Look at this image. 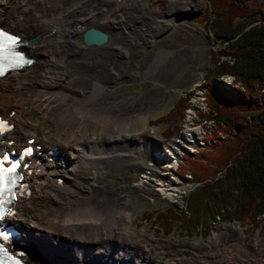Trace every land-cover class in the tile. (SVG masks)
<instances>
[{
  "label": "bare ground",
  "instance_id": "1",
  "mask_svg": "<svg viewBox=\"0 0 264 264\" xmlns=\"http://www.w3.org/2000/svg\"><path fill=\"white\" fill-rule=\"evenodd\" d=\"M8 1L0 0V21L17 32L34 36L29 37L32 41L27 44L25 49L32 61L22 70L6 73L0 78V107L6 109L12 106V109L15 110V114L12 116L15 123L13 133L16 142L14 144L18 142L25 144V140L31 136L36 137L37 143H44L51 139L58 147L59 151L57 154L62 158L64 173L67 177H71L75 168L87 164L90 165V163L95 164L97 170L101 173L108 171L111 167L120 168L123 150L115 143L120 141L121 127H116L114 137L106 138L109 145L113 147V149H109L107 146H102L105 144L103 139H101L102 143L96 144L92 139L81 138L77 132L73 133L71 128L74 126L79 128L84 125L88 116L86 114H71L69 111L76 101H86L90 107L96 105L99 108H112L121 112L123 98L124 96L128 97L129 94L123 90H118L119 92L115 94L116 88L109 86L108 82H114L122 73L118 67L113 65L118 54L115 52L120 51V57L125 56L127 58L128 56L120 39L132 44L142 40L139 36L128 35V27H126L127 24L125 25V22H133L138 15L136 14L135 16L131 13L132 10L136 12V0H123L121 5H114L110 0H76V6H72V2L68 0H60V2L50 0V10H46L40 1L36 0L33 5L34 12L28 19L20 17V13L19 15L14 14L10 18L9 14H12L11 10H14V8L7 6ZM173 3H170L172 8L189 10L199 9L202 4L200 0H185L177 5ZM62 6H70L71 8L66 10L63 15L48 18L49 12L59 11ZM97 15L102 17L98 21H93V17ZM127 17H129L130 21L127 19L123 22ZM110 18H114V20ZM88 22L91 23L90 26L102 30L104 29L99 25L108 24L114 29L117 40L114 42L115 44H111L112 40L109 38L107 43L100 46L99 50L89 58L88 56L92 50L89 47L79 45L76 40L72 39L73 34L82 33L88 28ZM78 24L83 27L86 26V28L84 27L81 32V29H77ZM48 26L51 27V30L55 29L53 33L48 29ZM49 31L50 33H48ZM66 34L69 36L66 41L68 53L60 56L56 44L51 39L53 38L55 41L61 40ZM108 35L110 36L109 33ZM77 52L81 53L80 58L74 55ZM159 57L160 55L157 54L156 58ZM65 60L69 62V69L72 75L69 79H67L64 68ZM153 65L157 66L154 63ZM129 76H131L130 73ZM65 80L69 81V87L61 85V82ZM220 80L229 85H236L234 78L230 75H225ZM207 86L208 82L203 78L194 82L192 85L193 94H190L189 100L185 101L186 105L184 103L180 132L173 138V141L166 143L165 149L161 148L160 150L157 146L155 148L158 152L152 150L153 147L148 149L147 139L150 135L147 133H154L155 130L146 129L145 126L141 127L140 132L135 135V137L142 136V133L146 131L144 136L141 137L145 140V149L141 151L142 155L138 156L140 160L146 157H163L164 155L167 157L165 161L170 164L171 145L177 152L180 149L179 144H182V149L184 147L193 151L195 149L194 146H197L198 143L203 144L207 137H211L210 132L212 131L209 129L210 127L203 125L210 122L216 127V123L213 120L203 117L206 113L204 111L205 106L207 108L206 102H203L206 100ZM195 94H197L196 99ZM29 96H32V99H28ZM199 97H202L203 101L197 100ZM24 104L28 105L25 106ZM25 107L26 109H24ZM30 116H34L35 119H44L47 116H51L56 124L58 136H55L49 130L39 134L36 125L29 123L31 121ZM195 117L197 118L196 121ZM192 126L193 131L189 135L186 129H191ZM188 136H191L193 140H189ZM145 142L147 145H145ZM162 157L159 158L161 159ZM171 157L173 161L177 160L175 155ZM108 158L114 160L113 165L109 164L110 160L108 162ZM124 166H132L133 168L137 166L141 169L155 171L153 166L146 164L144 161L131 162ZM30 167H32L30 177L33 190H39L44 187V184H47V188L60 196L62 200L54 203L52 213L49 215L45 212L30 215L28 213L30 209H27L30 204V199H28L18 206L14 221L21 230L20 236H24L29 241L33 232L40 230L43 233L40 241L51 247L52 254L58 255L61 261L60 264H83L84 262L108 264L104 260L105 253L99 249L103 244H108L111 248L108 259H113L114 261L122 259L124 260L123 264L177 263H171L166 258L161 261L160 258L155 257L149 251L150 245L144 255L139 257V254L136 253V239L140 241L143 236L139 238L133 230L125 229V225L119 224V218L123 214L128 216L129 220L131 219L125 212L130 205L127 203L126 196L124 197L123 194L121 196L120 188L112 190L107 184H104L101 188L102 190H100V196L96 199V203L92 204V200L90 201L85 197L86 195L84 196L86 191L82 193L83 190L78 189L79 192H77L71 189L69 180L65 183L62 181V185H58L55 179H51L55 170L53 165L32 158ZM141 177L146 179L141 180L136 185H145V188L148 189L147 178L149 177L146 174H142ZM124 178L121 180L122 186L126 184ZM159 183H156L158 190H164ZM167 189L169 190L170 188ZM49 200L51 199L49 198ZM51 201L53 202V200ZM109 207L113 208L110 213L108 211ZM59 235L65 236V238H62L61 242H55L57 241L56 236ZM52 241L54 242L52 243ZM92 247L95 251L91 249ZM42 249L45 250V248L40 247L38 249L39 254L35 251V254L31 255L30 264H39V257L45 255ZM126 254L129 255L128 259L125 257ZM238 258L240 257L238 256Z\"/></svg>",
  "mask_w": 264,
  "mask_h": 264
},
{
  "label": "rangeland",
  "instance_id": "2",
  "mask_svg": "<svg viewBox=\"0 0 264 264\" xmlns=\"http://www.w3.org/2000/svg\"><path fill=\"white\" fill-rule=\"evenodd\" d=\"M10 1L12 0L8 1L7 6L14 8V10H11L12 14H9L10 18L14 14L19 15L20 13V17L28 19L33 14V5L36 0H13L11 3ZM39 1L46 10H50V0ZM68 1L72 2V6L77 5L76 0ZM110 1L114 5H121L123 2V0ZM184 1L136 0V12L132 10L131 13L135 16L136 14L138 15L134 18L135 20L133 22H125V25L127 24L126 27H128V35L139 36L142 40L132 44L120 39L128 56L127 58L125 56L120 57V51L115 52L119 55L117 54L113 65L118 67L122 73L120 72L119 78L114 82H108L109 86L116 88V91H114L115 94L120 90L129 94L128 97L124 96L123 98L121 112L118 110L115 111L112 108H99L96 105L90 107L86 101H76L69 111L71 114H86L88 116L84 125L79 128L76 126L71 128L73 133L77 132L81 138L92 139L96 144L102 143L101 139H103L105 144L102 146H107L109 149H113V147L109 145L107 139L115 136L116 127H121L120 141L115 143V145L121 147L123 150L121 167H111L108 171L101 173L97 170L95 164L90 163L91 166L87 164L75 168L76 171L75 169L72 171L73 174L71 177H67L64 173V163L61 160L54 162L47 161L46 163L53 166L56 165V170H54L51 179L59 177L64 182L69 180L71 189L77 192L83 190L82 193L86 191L84 196L86 195L85 197L88 200H92V204L96 203V199L100 196V190H102L101 188L104 184H107L112 190L120 188L121 196L122 194L124 197L126 196L127 203L130 205L125 212H127L131 219L129 220L128 216L123 214L119 218V224L122 226L125 225V229L133 230L139 238L143 236L140 241L136 239V253L139 254V257L144 255L150 245L148 249H150L149 251L155 257L160 258L161 261L166 258L171 263L177 262L176 264H264V217L259 220L258 227L256 228L239 224L238 222L217 223L210 228L209 235L206 237H202L199 233L187 237L177 232L165 236L161 232H158L157 229H154L152 223L145 222L141 219V214L144 211H160L173 204H177L178 208L181 207L182 195H186L195 185L191 181L188 173L184 174V177L178 174L179 168H164L166 164L162 160H166L167 158L164 155L163 157H146L140 160L138 156L142 155L141 151L145 149V140L141 137L144 136L146 131L142 133V136L135 137L140 132L142 126H145L146 129L151 128L155 130L154 133L148 132L147 134L150 135L149 138L151 137L157 140L156 144L154 140V144L148 145L147 148L151 149L153 147L152 150L158 152L155 146L159 148L161 141H164L162 132L166 127H171L174 124L179 128L180 122L153 124L154 120L167 113L179 97H184L186 93L188 94L190 92L193 94L192 85L194 83L191 84V82L200 78L211 67L210 54L211 50L215 49L218 45V39L210 36L206 27V21L203 18L206 13L207 2L200 0L202 2L201 7L196 10L177 9L170 6L171 2L177 5ZM55 2H60V0H55ZM70 8V6H62L59 11L49 12L48 18L63 15ZM101 17V15H97L93 17V21H98ZM110 19L114 20V18ZM127 19L130 21L129 17H127L123 22ZM0 23L3 24L2 21ZM90 25L91 23L88 22L87 27ZM99 26L110 34V39L113 41H111V44H115L114 42L117 40L114 29L108 24H101ZM84 27L86 28V26ZM84 27L78 24L77 29H81L82 32ZM48 29L52 33L55 30H51L49 26ZM12 30L17 32L14 29ZM17 33L22 37H34L33 35L25 33ZM68 37L66 34L61 40L55 41L53 38L51 39L56 44L60 56L68 53L66 47ZM72 39L76 40L79 45L85 46L81 42V33L73 34ZM85 47H89L92 50L88 58L99 50V47L96 46ZM157 54L160 55L159 58H156ZM74 55L78 58L81 57V53L78 52L74 53ZM153 63L161 66V68L157 71ZM64 68L67 79H69L72 75L67 60H65ZM129 73L131 76H129ZM61 85L69 87V81H62ZM196 96L197 94H195V99L197 98ZM201 98L199 97L197 100L203 101V98ZM28 99H32V96H29ZM203 102L207 104V98ZM24 105L27 106L28 104ZM2 110L3 108L0 107L1 112ZM204 111L208 113L206 106ZM207 115L204 116L206 117ZM30 117L31 121L29 123L36 125L39 134H43L49 130L55 136H58L56 124L51 116H47L44 119H35L34 116ZM196 117L195 121L197 119ZM203 125L210 127L209 129L212 131L210 132L211 137H207V140L203 144L198 143L197 146H194L195 149L193 151L185 149L184 147L183 149L185 150H183L182 144H179V154L177 156L175 155L177 160L181 154H185V159L188 160V157H196L202 153H207L212 150L215 144L214 141H219V139L223 138V132L218 124H216V127L210 122ZM192 128L193 126L191 129L187 128L189 130L186 129L187 134L190 135L192 133ZM188 138L191 141L193 140L191 136H188ZM127 139L130 140L125 144L124 142ZM141 142H143V146L139 147L138 143L141 144ZM45 143L57 147L51 139ZM145 145H147L146 142ZM188 152L191 154H186ZM159 157L162 158L160 159ZM107 160L108 162L110 160V165L114 164L112 158H108ZM142 161L153 166L155 171L141 169L137 166L135 168L132 166H124L127 163ZM182 161L183 157L181 156L179 157L178 163L180 164ZM142 174H146L149 177L147 178L148 189L145 188V185H136L141 180L146 179L141 177ZM122 178L125 179V186L121 185ZM156 183L161 184L164 190H158ZM167 188L170 189L168 190ZM61 200L62 198L60 196L53 193L47 188V184H44V187L35 190L33 196L30 198V204L27 206V209H30L28 213L30 215H37L40 212H45L49 215L52 213L54 203L57 201L60 202ZM112 209V207L108 208L109 213ZM42 237L43 233L40 230H36L33 232L30 241L27 240V244L32 243L31 245L36 247V249L40 247L45 248V250L42 249L45 255L39 257V264H60L61 261L58 255L52 254L51 247L40 241ZM56 237L57 241L54 239L55 242H61V239L65 238L62 235ZM91 249L94 248L92 247ZM106 261L108 264H112L110 259ZM83 264L90 263L84 262Z\"/></svg>",
  "mask_w": 264,
  "mask_h": 264
},
{
  "label": "trees",
  "instance_id": "3",
  "mask_svg": "<svg viewBox=\"0 0 264 264\" xmlns=\"http://www.w3.org/2000/svg\"><path fill=\"white\" fill-rule=\"evenodd\" d=\"M205 1L208 33L218 39L211 67L203 74L209 82L206 117L224 136L214 141L211 151L183 157L178 174L188 173L195 185L182 195L181 207L173 204L141 214L165 236L177 232L206 237L212 226L224 222L256 228L264 217V0ZM225 75L236 85L219 79ZM190 94L179 97L153 124L178 122ZM178 129L168 126L162 136Z\"/></svg>",
  "mask_w": 264,
  "mask_h": 264
},
{
  "label": "water",
  "instance_id": "4",
  "mask_svg": "<svg viewBox=\"0 0 264 264\" xmlns=\"http://www.w3.org/2000/svg\"><path fill=\"white\" fill-rule=\"evenodd\" d=\"M31 41L32 40L29 39L27 43H30ZM107 41V32L96 27L90 26L81 33V42L86 46L100 47L107 43Z\"/></svg>",
  "mask_w": 264,
  "mask_h": 264
},
{
  "label": "snow or ice",
  "instance_id": "5",
  "mask_svg": "<svg viewBox=\"0 0 264 264\" xmlns=\"http://www.w3.org/2000/svg\"><path fill=\"white\" fill-rule=\"evenodd\" d=\"M6 34L3 32H0V37L5 36ZM10 40H12L13 42H18L16 37H9ZM30 63V61H28ZM4 75V70L3 68H0V76ZM6 122L3 120H0V135L3 134V128L5 126ZM26 152H30L31 149H26ZM8 157L5 156L4 160H7ZM17 164H19V161L16 162ZM15 168V165L12 168H8L7 171L8 172H13ZM3 161H0V198L4 197L6 189L3 187V183H4V177H3ZM5 201L3 199H0V206L3 205ZM10 203V201H8ZM3 217L0 216V219H2Z\"/></svg>",
  "mask_w": 264,
  "mask_h": 264
},
{
  "label": "flooded vegetation",
  "instance_id": "6",
  "mask_svg": "<svg viewBox=\"0 0 264 264\" xmlns=\"http://www.w3.org/2000/svg\"><path fill=\"white\" fill-rule=\"evenodd\" d=\"M154 67H156V68H158V69H159V66H155V65H154Z\"/></svg>",
  "mask_w": 264,
  "mask_h": 264
},
{
  "label": "built area",
  "instance_id": "7",
  "mask_svg": "<svg viewBox=\"0 0 264 264\" xmlns=\"http://www.w3.org/2000/svg\"><path fill=\"white\" fill-rule=\"evenodd\" d=\"M200 79V78H199ZM185 105H186V103H185Z\"/></svg>",
  "mask_w": 264,
  "mask_h": 264
}]
</instances>
